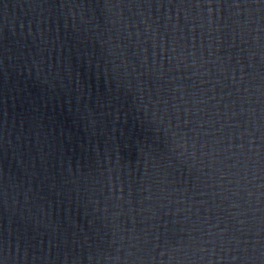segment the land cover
<instances>
[{
	"label": "water",
	"instance_id": "95a60500",
	"mask_svg": "<svg viewBox=\"0 0 264 264\" xmlns=\"http://www.w3.org/2000/svg\"><path fill=\"white\" fill-rule=\"evenodd\" d=\"M0 264H264V0H0Z\"/></svg>",
	"mask_w": 264,
	"mask_h": 264
}]
</instances>
